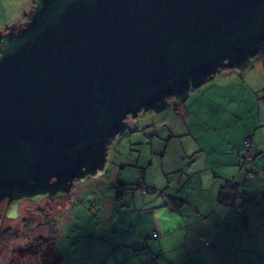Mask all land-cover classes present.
<instances>
[{
    "label": "water",
    "instance_id": "water-1",
    "mask_svg": "<svg viewBox=\"0 0 264 264\" xmlns=\"http://www.w3.org/2000/svg\"><path fill=\"white\" fill-rule=\"evenodd\" d=\"M262 52L264 0H29L0 27V214L68 198L129 118Z\"/></svg>",
    "mask_w": 264,
    "mask_h": 264
},
{
    "label": "rangeland",
    "instance_id": "rangeland-1",
    "mask_svg": "<svg viewBox=\"0 0 264 264\" xmlns=\"http://www.w3.org/2000/svg\"><path fill=\"white\" fill-rule=\"evenodd\" d=\"M27 9L26 3L19 17L25 16ZM257 56L243 73L235 68L224 69L222 74L195 89L186 106H169L162 113L153 110L141 113L130 130L113 144L107 172L79 180L68 198L47 199L39 204L26 201L17 219L5 218L4 228L11 227L18 232L12 241L1 245L0 264L16 261L21 257L20 251L32 244V238L48 234L49 226L57 231L65 263L82 264L83 258L88 260L91 249L98 256L104 242H100V236L107 232L113 235L110 221H118L123 214L131 213L128 202L132 196L162 200L164 195L176 193L188 198L187 204L190 200L201 204L203 184L208 185L209 195L213 184L209 185L218 179L211 166L218 165L223 154L230 155L233 151L230 142L241 138L242 152L246 154L247 141L255 145L261 138L264 149V54ZM120 182L130 187L125 201L116 198L115 186ZM263 197L261 190L259 201ZM115 202H118L117 208L113 211ZM253 209H249L251 216ZM3 216L0 214V219ZM242 218H235L231 228L233 234L247 239L250 230H256V223L242 226ZM1 229L0 224V233ZM251 239L244 256L250 257V264L255 261L264 264V221L262 230ZM255 247L262 251L261 257L250 254ZM21 263L41 264V260L31 252L22 256Z\"/></svg>",
    "mask_w": 264,
    "mask_h": 264
},
{
    "label": "crops",
    "instance_id": "crops-1",
    "mask_svg": "<svg viewBox=\"0 0 264 264\" xmlns=\"http://www.w3.org/2000/svg\"><path fill=\"white\" fill-rule=\"evenodd\" d=\"M26 3L28 4L27 0H0V27H6L20 18V11L26 7ZM241 72L243 73V70ZM241 140L238 138L237 141L230 142L233 148L230 155L223 154L220 163L211 166L218 179L209 185L213 184L209 195L206 193L208 185L203 184L201 204L192 203L191 200L190 204H187L188 198H182L176 193H171V196L164 195L162 200L132 196L130 203L128 202L131 213L123 214L118 221H110L114 234L107 232L101 235L100 242L106 243L100 245L98 256L95 257L91 249L88 260L83 258L82 264L252 263L250 257L244 255L249 251L247 245L251 244V236L262 230L264 221V197L262 201L258 198L261 190L264 195V149L263 139L254 142L255 145L252 142L253 161L242 164L244 146ZM245 168H248L246 173ZM250 172L258 174L248 178L247 173ZM227 179L240 182L242 193L254 196V202L245 203L244 198H239L234 207L220 202L218 195ZM249 180L252 182L249 183ZM126 198L127 195L120 200L125 201ZM117 203H114L113 211L117 208ZM252 207L255 209L252 210L251 216L249 209ZM238 217H243L242 226H252L256 223V230L251 229L247 239L233 234L234 229L231 226ZM254 249L250 254L261 257L262 251H258L256 247ZM64 260L65 257L56 264H71L65 263ZM253 264L262 262L255 261Z\"/></svg>",
    "mask_w": 264,
    "mask_h": 264
},
{
    "label": "trees",
    "instance_id": "trees-1",
    "mask_svg": "<svg viewBox=\"0 0 264 264\" xmlns=\"http://www.w3.org/2000/svg\"><path fill=\"white\" fill-rule=\"evenodd\" d=\"M263 54L264 52L260 53V55ZM115 188L116 198L119 200L123 199L127 194L128 190L130 189L127 183L122 182L118 183ZM239 198H244L245 203H253L255 200L254 196L252 197L250 195L242 193L240 182H236L232 179H227L225 184L220 189L218 200L224 204L234 207L236 200ZM4 227H2L0 233V247L1 245L12 241L17 236L14 235V233L18 232L17 230L11 227ZM49 229L50 231L48 232V234L32 238V244L28 246L29 248H24L20 251L21 257H18L17 249H15V255L18 257V259L16 261L11 262L10 264H22V256H27L28 254H31V252L40 258L41 264H56L58 262H61L64 259L65 255H63L62 251L59 248L57 242V231L53 226H49ZM28 235H30V233H28Z\"/></svg>",
    "mask_w": 264,
    "mask_h": 264
},
{
    "label": "built area",
    "instance_id": "built-area-1",
    "mask_svg": "<svg viewBox=\"0 0 264 264\" xmlns=\"http://www.w3.org/2000/svg\"><path fill=\"white\" fill-rule=\"evenodd\" d=\"M242 158H241V162L244 164H247L248 162L252 161L254 156H253V145L251 144L250 141H247V149H246V154H243L242 152ZM257 176L254 172H250L249 174L247 173V177L248 178H252ZM209 244V242H208ZM154 257L156 256V254L153 255Z\"/></svg>",
    "mask_w": 264,
    "mask_h": 264
},
{
    "label": "flooded vegetation",
    "instance_id": "flooded-vegetation-1",
    "mask_svg": "<svg viewBox=\"0 0 264 264\" xmlns=\"http://www.w3.org/2000/svg\"><path fill=\"white\" fill-rule=\"evenodd\" d=\"M170 99H172V97H171ZM174 105H175V104H174ZM172 106H173V105H172ZM177 106H178V105H177ZM176 108H177V107H176ZM179 108H180V107H179ZM129 119H130V128H131L132 124H134V123L136 122V120L132 119V117L129 118ZM130 128H128V130H130ZM128 130H127V131H128ZM127 131H126V132H127ZM126 132H124V133H126ZM124 133H123V134H124ZM120 135H122V134H119L118 137H119ZM118 137H117V138H118ZM117 138L115 139V141L117 140ZM115 141H114V143H115ZM114 143H113V144H114ZM113 144H112V146H113ZM112 146H111V148H112ZM110 153H111V150H110ZM110 163H111V159H110ZM78 181H79V179H77L76 182H78ZM51 201H53V200H51ZM5 222H6V221H5L4 217H3L2 219H0V224L2 225V223H4L3 227L5 226Z\"/></svg>",
    "mask_w": 264,
    "mask_h": 264
},
{
    "label": "bare ground",
    "instance_id": "bare-ground-1",
    "mask_svg": "<svg viewBox=\"0 0 264 264\" xmlns=\"http://www.w3.org/2000/svg\"><path fill=\"white\" fill-rule=\"evenodd\" d=\"M77 195V194H76ZM74 199V198H73Z\"/></svg>",
    "mask_w": 264,
    "mask_h": 264
}]
</instances>
